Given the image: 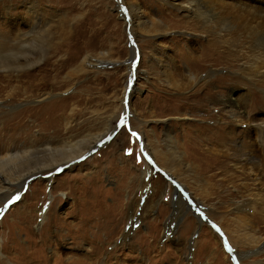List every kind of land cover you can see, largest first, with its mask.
Masks as SVG:
<instances>
[{"label":"rangeland","instance_id":"1","mask_svg":"<svg viewBox=\"0 0 264 264\" xmlns=\"http://www.w3.org/2000/svg\"><path fill=\"white\" fill-rule=\"evenodd\" d=\"M183 1L0 0V32L10 30L12 43L27 31L26 7L35 4L43 20L50 21L55 42L62 44L54 60L72 58L77 65L87 56L83 70L68 83L60 78L62 87L48 86L51 96L42 102L1 92L0 127L5 114L22 112L8 124L19 127V143L52 136L58 142L69 135L99 133L108 120L112 123L106 137L69 166L34 175L22 189L0 194L5 260L264 264V251L257 252L264 247V220L256 219L264 213V146L253 127L264 125V31L238 38L220 24L216 32L201 24L207 13L189 16L180 8ZM255 1L224 0L233 5L226 14L234 19L240 8H247L251 13L242 12L235 20L251 21L262 0ZM186 68L198 74L196 82ZM74 93L79 95L72 97ZM59 99L69 101L50 107ZM218 99L243 115L231 120ZM193 131L203 134L187 150L206 149L219 153L218 159L183 155L180 169L194 166V174L177 175L175 183L165 164L184 154L186 135L195 138ZM3 142L9 145V139ZM147 142L161 162L145 147ZM246 202L251 206L238 209ZM181 207L185 213L177 220ZM15 231L20 236L12 235ZM251 234L262 246L251 243Z\"/></svg>","mask_w":264,"mask_h":264},{"label":"bare ground","instance_id":"2","mask_svg":"<svg viewBox=\"0 0 264 264\" xmlns=\"http://www.w3.org/2000/svg\"><path fill=\"white\" fill-rule=\"evenodd\" d=\"M183 2L184 3L180 8L186 11L187 15L189 16L200 18L202 17V15L207 13L209 17L207 15L206 20H204V18H201L200 20L201 24L203 26L205 24H208L210 28L212 27L216 29V32H220V28L222 25L225 27L224 29L222 26L223 30H225L228 35L234 36V37L236 36L238 38L241 36L244 37L245 34L250 31H255L259 29L260 30L263 29L264 31V5L261 6L264 3V0L260 2L261 5L258 6L257 10L251 14L253 19L248 22H245L244 20L242 21L235 20V17L242 15L241 14L242 12L251 13L247 8H240V11H237V13L234 14V19L229 18L230 16L228 13L226 14V12L228 10H231L233 5H230L229 3H226V2L224 3V0H184ZM254 3H256L255 0H254ZM242 4L244 6H247V4L244 2H242ZM37 7L38 6H36L35 4L28 5L26 7V11L28 12L27 16L29 19L28 20L29 27L27 31L18 33L19 37L17 38V40L13 41V43L11 42L12 32L10 30L5 31V33L0 32V36H1L0 39H2L3 41L0 43V74H4V75H0V82H4L3 83L4 85L2 84V87H0V93L3 91H6L7 97L9 98H12V97L15 98L17 96H26V98L36 97L38 102H42L46 100L49 96H51L50 92L46 91L48 86H51L55 89L57 88V86L62 87L60 83L63 81L61 80L64 79V82L68 83L69 79L73 75H75V73L83 70L84 64L87 63V56H84L80 64H77V65L73 64L72 58H68L66 60H61V61L54 60V58L58 56L60 51L63 50L62 44H58L57 42H55L54 38L56 37L53 38V33L49 29V27L51 26L50 21L48 20V18L45 19V21L43 20V14L39 12V9ZM220 8H222V10L219 11ZM218 17L221 18L220 21H219L220 18ZM220 24L221 26L220 28H218ZM260 34L262 36L263 33H260ZM9 43H12V45L11 44L9 45ZM133 54H135L134 48H133ZM52 60L54 61L52 62ZM88 65L90 64L88 63ZM67 69H69V71L66 73V75H63V73ZM186 70H187L188 77L192 81L196 82L198 78V74L189 68H186ZM60 78H63V79L60 80ZM208 83L209 84L207 87L209 88L211 87L212 82H208ZM77 95H79V93L78 94L74 93L72 97H77ZM59 101L64 102V101H69V99L56 100L54 101V103L50 105V107L55 104H58ZM79 102H78V105H79ZM219 102H221L225 106V109H227L225 110V112L229 114L228 117L231 120H235L238 117L243 115L242 111L236 110L229 101L226 102L224 101V99H221L219 100ZM2 103L3 102L0 101V107L2 106ZM67 105L63 107L64 110H66V108L68 107ZM29 110L30 108H27L24 112L29 111ZM71 111H72L71 116H73L75 114V111L74 109H72ZM21 116H22V112L20 113L17 112L14 114H5L4 116L5 119L3 122H1L2 126L0 127V194L7 193L10 195V192L13 191V187L22 189L25 183L27 182L28 178L33 177L34 175L44 176L50 171H54L55 169L61 168L64 165L67 166L68 164H70V161L77 159L78 157L84 155V153L90 151L91 148L95 147L102 138L104 139L106 137V135L108 134V132L110 131L112 127V123L110 124V121L108 120L106 122L107 125L99 133L89 132V133H86L84 135L77 136V137H74L73 135H69L65 137L64 139L59 138L58 142H56L55 140L56 138L52 136V138H46L43 142H39L38 140L34 139L29 143H26V142L19 143L17 141V137L15 136L16 132L19 130L18 129L19 127L18 126L13 127L8 124L12 123L14 119L21 118ZM66 123L67 124L71 123L70 117H66ZM253 127L255 128L257 135L259 136L258 138H259L260 145L263 147L264 146V125L260 122V123H256ZM195 132L196 131H193V133L196 135L195 138L192 136L191 138L186 139L187 138V135H186V138L183 144L184 148L186 149V150L184 149V154L182 153H180V155L176 154V156H173V158H170V161H168L165 164L167 168L166 171H168V172L165 171V173L169 176V178L173 179L175 183H177V179H176L177 175L181 177H187L188 175L194 174L193 172V170H195L194 166L190 167L189 165H187L186 166L187 168H184L186 170L185 172L184 170L180 169L183 165H185L183 161L185 159L182 158L183 155L185 157L190 156L191 158L195 157L194 155H196L197 156L195 158L196 160H201V158H203L204 155L208 157L211 155H214V159H218L216 154H219V153H215V154L210 153V152L205 151L206 149L203 150L199 148L198 150L200 151L199 153L197 151L194 153L191 151L192 152L191 153L190 151L187 150V147H189L191 143H197L196 139L200 138L201 135L203 134L202 133L200 135V133L197 134ZM167 136H169L168 133H167ZM8 139H9V145L3 142ZM205 140L210 141L207 138H205ZM221 140L222 139L216 138V142H219ZM145 147L148 149V151H150V153L158 161L160 162L162 161V158L161 157L159 158L156 155L157 151L155 148H153L151 143L147 142L145 144ZM189 149L191 150L190 147ZM172 151L175 153L174 150ZM242 156H245V155L242 154ZM191 164H195V163L192 161ZM50 179L51 178H49L47 182H49ZM38 181L39 180H37V182ZM9 195L6 196L5 199L8 198ZM237 205L239 206L238 209L244 210V208L247 205H249V203L246 202V203H240ZM182 207L179 210L178 216L180 217H178L177 220H180L181 217L185 213L184 212L185 209H183ZM209 211L212 212L211 209ZM256 216L257 215H254L253 218L255 219ZM243 218H245V216ZM246 219L247 217L245 218V220ZM256 219H258L259 221L264 220V213H262V216ZM251 222H254V221L252 220ZM247 223L249 222L247 221ZM12 235L18 237L20 236V232L13 233ZM255 236L253 234L250 235V238L252 240L251 243L254 244L256 242V244H258L256 246L258 247L262 246V241H258L259 238L257 239V237ZM261 249L257 250V252L261 253L264 251V247L262 250ZM57 257L59 258L56 259V261L57 260L60 261L61 260L60 256H57ZM3 258L4 256L0 251V264H6L9 262L8 260H5V258L4 259ZM89 263L94 264L95 261L90 260ZM9 264H12V262L10 261Z\"/></svg>","mask_w":264,"mask_h":264},{"label":"snow or ice","instance_id":"3","mask_svg":"<svg viewBox=\"0 0 264 264\" xmlns=\"http://www.w3.org/2000/svg\"><path fill=\"white\" fill-rule=\"evenodd\" d=\"M133 135H136L135 133H133ZM16 199H19V197H17Z\"/></svg>","mask_w":264,"mask_h":264},{"label":"water","instance_id":"4","mask_svg":"<svg viewBox=\"0 0 264 264\" xmlns=\"http://www.w3.org/2000/svg\"><path fill=\"white\" fill-rule=\"evenodd\" d=\"M129 37H130V39H132V38H131V35H130ZM131 42H132V40H131ZM122 123H123V122H122Z\"/></svg>","mask_w":264,"mask_h":264}]
</instances>
